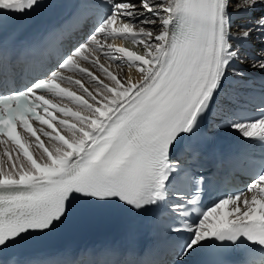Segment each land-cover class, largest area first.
I'll use <instances>...</instances> for the list:
<instances>
[{
	"label": "snow or ice",
	"instance_id": "1",
	"mask_svg": "<svg viewBox=\"0 0 264 264\" xmlns=\"http://www.w3.org/2000/svg\"><path fill=\"white\" fill-rule=\"evenodd\" d=\"M229 6L230 0H102L92 30L78 43L58 47L84 12L46 37L43 50L54 51L58 60L47 68L34 65L35 78L22 87L13 86V57L0 48V144L16 146L15 155L8 147L0 152V264H9L8 253L33 233L66 221L77 201L119 202L137 213L167 206L174 216L195 214L192 223L169 229L189 234L176 245L180 264L200 249L240 251L243 264H264V163L245 192L225 194L205 208V178L193 183L171 162L185 137L200 132L234 63H243L240 42L252 41L254 33L259 48L251 67L264 71V16L233 34ZM39 7L41 0H0V30L10 16ZM116 39H131L143 54L116 46ZM102 55L117 68H135L139 78L114 73ZM48 97H66L80 110ZM258 111V118L229 126L264 147V107ZM33 120L51 131L34 128ZM18 126L35 138L39 157ZM38 131L52 142L51 150Z\"/></svg>",
	"mask_w": 264,
	"mask_h": 264
},
{
	"label": "bare ground",
	"instance_id": "2",
	"mask_svg": "<svg viewBox=\"0 0 264 264\" xmlns=\"http://www.w3.org/2000/svg\"><path fill=\"white\" fill-rule=\"evenodd\" d=\"M242 2H243V0H240L239 3L234 4L235 8H233V9L229 8V12L232 14V32H233V34L238 33L241 30V28L251 27L259 17L264 16V0H257L256 5L254 7H251V8L240 7L239 5H241ZM240 18H241V20H240ZM238 23H239V25H238ZM116 43L121 45L122 40L117 39ZM121 47H123V46H121ZM240 48H241L240 55H241V59L243 60V63L237 61L234 63L233 68H235L236 65L237 66L240 65L241 69L246 68V67H251V60L249 59V57L246 54L243 56L242 52L243 51L246 52L247 50L254 49V51L257 53L258 48H259V41L256 37V34L255 33L253 34L252 41L240 42ZM245 56H246V58H245ZM101 61L106 63V64L111 63V70L114 71V73H118L120 76H124L125 74H127V75L131 76L133 79L139 78V73L137 72V70L135 68H132V69H129L127 67L117 68L116 63L107 61L105 57H101ZM94 71H96V70L94 69ZM231 72L232 71L230 70L228 78H227L229 81V84L227 86H224V89L226 87H228L229 92L232 93V91L233 92L236 91V88L234 89L233 87H235V86L241 87L242 85L245 86L246 82L244 79H242L241 77H238V76H236L235 78L230 77ZM262 72H264V71H262ZM237 73L242 75L241 71H238ZM85 83H86V86H88L90 89L92 87H94V85L89 84L87 81H85ZM226 94L227 93H225V91L222 90L218 97H224V96H226ZM217 107H218V105L214 104V106L212 108L213 110L211 109V111L207 114V116H212V115L213 116H219V115L222 116L223 115L222 113H218L215 110V109H217ZM76 108L78 110H80L79 107L77 106V104H76ZM224 119H225V115H224V118L222 120H224ZM225 130L228 131L229 133H231L232 135L236 136V137L238 136L241 139L247 140L248 143H250V145L253 147V149L257 148L256 143H258V142L256 141V138L243 137L242 134L238 130L230 127L229 125L227 126V128ZM47 142L51 148L52 142L49 140V138L47 139ZM41 151L42 150L38 151L39 156H40ZM108 208H109V211H104V212H100V213L97 212L96 210L92 211L91 220H90L88 226L84 229L85 233L88 231L96 232V231L108 229V228H110L109 223H111L114 216L120 217L121 214H124V207L120 203H117V202L112 203L109 205ZM96 227H97V230L94 231V229ZM54 230H51V231H54ZM64 233H65L64 231H60V232L56 233L55 235L51 236L50 238H48L47 240L42 239L41 238L42 236L40 234L37 238H29V239H31V242L28 244V246H38V245H42V244L53 243V242H55V240H53L52 238L60 237Z\"/></svg>",
	"mask_w": 264,
	"mask_h": 264
},
{
	"label": "rangeland",
	"instance_id": "3",
	"mask_svg": "<svg viewBox=\"0 0 264 264\" xmlns=\"http://www.w3.org/2000/svg\"><path fill=\"white\" fill-rule=\"evenodd\" d=\"M237 1H238V0H231V6H232V7L229 6V8H231V9L235 8L234 4L239 3L240 0H239L238 2H237ZM240 20H241V18H240ZM238 25H239V23H238ZM135 47H136V50H139L140 54H143V51L141 50V48H140L139 45L136 44ZM242 54H243V56H244V55H245V51H243ZM245 58H246V56H245ZM247 59H248V58H247Z\"/></svg>",
	"mask_w": 264,
	"mask_h": 264
}]
</instances>
